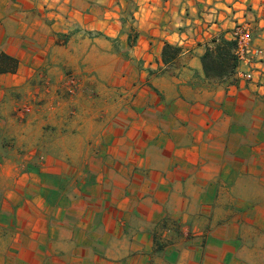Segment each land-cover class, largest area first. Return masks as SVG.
<instances>
[{"label":"crops","instance_id":"0c3cea01","mask_svg":"<svg viewBox=\"0 0 264 264\" xmlns=\"http://www.w3.org/2000/svg\"><path fill=\"white\" fill-rule=\"evenodd\" d=\"M2 53L0 264H264V0H0Z\"/></svg>","mask_w":264,"mask_h":264},{"label":"trees","instance_id":"16d2710c","mask_svg":"<svg viewBox=\"0 0 264 264\" xmlns=\"http://www.w3.org/2000/svg\"><path fill=\"white\" fill-rule=\"evenodd\" d=\"M221 42L223 44V47L217 45L216 51H219L220 56L218 57L222 59V63L215 61L214 59L215 49L211 47H208L203 57L204 65L208 72L209 70L213 72H221L225 67V65L228 63L229 58L232 60L234 66L237 65L238 58L236 57L235 54L232 53V49L236 45L235 41L222 38ZM181 51H182V47L173 46L167 43L164 47V52H163L164 61L166 63H169ZM17 65H18V60L16 58L6 53H2L0 55V73L6 71H15Z\"/></svg>","mask_w":264,"mask_h":264},{"label":"built area","instance_id":"2783aa9c","mask_svg":"<svg viewBox=\"0 0 264 264\" xmlns=\"http://www.w3.org/2000/svg\"><path fill=\"white\" fill-rule=\"evenodd\" d=\"M232 34L236 43L234 54L238 60H245L253 52L252 28L246 23H239L234 27ZM256 52L260 53V50Z\"/></svg>","mask_w":264,"mask_h":264},{"label":"rangeland","instance_id":"374dc122","mask_svg":"<svg viewBox=\"0 0 264 264\" xmlns=\"http://www.w3.org/2000/svg\"><path fill=\"white\" fill-rule=\"evenodd\" d=\"M46 143H47L48 145L50 144V142L47 141V142H44V145H45ZM43 159H44V158H42V160H43Z\"/></svg>","mask_w":264,"mask_h":264}]
</instances>
